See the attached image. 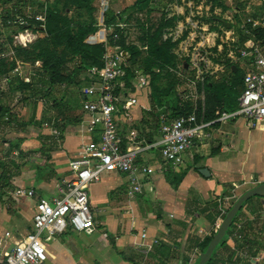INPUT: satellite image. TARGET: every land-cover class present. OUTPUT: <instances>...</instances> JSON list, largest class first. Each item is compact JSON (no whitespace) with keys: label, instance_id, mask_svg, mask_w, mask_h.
I'll return each instance as SVG.
<instances>
[{"label":"crops","instance_id":"1","mask_svg":"<svg viewBox=\"0 0 264 264\" xmlns=\"http://www.w3.org/2000/svg\"><path fill=\"white\" fill-rule=\"evenodd\" d=\"M124 2L123 9H111L123 11L134 5L131 0ZM192 4L195 11L188 9ZM203 4V0H152L149 18L152 23L158 20L157 15L173 19L174 24L166 28L164 36L179 41V46L185 45L187 39H196L194 43L199 46L215 43L213 34L217 35V31L207 28L213 25L198 20L197 15L196 20L190 18L194 12L202 14ZM239 9L243 8L211 6L217 15L216 21L227 28V40L238 30ZM225 12L224 21L219 16ZM194 27L208 31V34L197 37ZM186 32L192 38L182 39ZM240 61L245 62L240 68L247 71L248 62ZM195 62L193 59L190 65L192 75L196 74ZM20 64L27 65L26 62ZM215 65L216 71H211L212 74L223 67L219 63ZM18 67L22 74L21 66ZM36 67L35 76H46L40 68L41 62L37 61ZM4 77H0V109L3 106L10 109L12 116L9 122L7 115L0 118L3 137L0 168L12 176L10 187L2 190L0 198V210L3 211L0 237L6 232L11 233L13 237L7 239V249H10L31 231L38 198L60 195L66 189L65 182L73 177L70 161L79 155L83 145L99 140L101 129L86 130L89 116L83 110L80 91H73L72 85L63 84L60 89L46 92L40 90L37 99L32 100L34 96L29 95L31 100L26 101V105H19L16 97L21 96L20 91L11 90ZM135 83L133 90H122V101L136 97L138 102L117 114L118 130L126 148L139 149L138 163L152 167L154 172L139 176L144 191L134 197L127 194L131 174L104 173L101 181L92 184L89 193L96 230L92 234L71 228L57 235L44 232L48 252L45 264H189L196 250L198 256L203 252V242L208 236L203 239L201 231L215 232L219 223V200L232 192L239 197L237 189L241 186L252 188L264 183V122L256 128L248 127L241 118L213 124L211 139L197 141L184 154V162L175 168L165 162L160 151L162 124L156 128L158 118L152 108L149 85L141 87ZM84 84L87 82L82 81ZM59 93L61 98L55 101ZM200 100L205 104V93L200 94ZM29 101L33 108L29 117L26 115L22 119L26 114L23 106ZM54 118L62 132L61 143L55 141L51 128L45 126ZM213 150L217 153L212 154ZM203 168L209 170V176L200 173ZM180 175L182 179L178 182ZM18 188H33L36 195L31 199L17 198L14 191ZM214 203L217 207L213 210ZM8 207L14 211L8 213ZM238 221L244 224L243 239H233L229 230L226 242L219 246L212 264H264V197L250 199L236 217ZM155 239L159 243L144 255L138 245L152 244Z\"/></svg>","mask_w":264,"mask_h":264},{"label":"built area","instance_id":"2","mask_svg":"<svg viewBox=\"0 0 264 264\" xmlns=\"http://www.w3.org/2000/svg\"><path fill=\"white\" fill-rule=\"evenodd\" d=\"M95 1L98 30L89 41L104 43L106 50L103 55V67H91L87 70V84L82 85L80 93L83 110L89 116L86 130L93 132L97 128L101 129L100 138L83 145L79 155L70 161L73 177L65 182L66 189L60 195L38 198L33 226L29 233L13 243L10 249H7V245L8 240L13 237L11 233L6 232L4 237H0V264H45L48 252L43 239L44 232L57 235L71 228L80 233H94L96 223L89 193L92 184L101 181L104 173L131 174L127 194L129 197H134L144 191V184L139 176H147L154 172L152 167L138 163V148L123 147L117 124V114L138 102L136 97H127L122 101L123 93L116 94L118 84L126 89L122 78L126 75V67L129 65L131 55L115 42L122 34L126 35L128 42L131 23L126 21L127 15L122 10H118L115 11L116 21L108 24L106 16L111 9L112 0ZM244 3V8L237 11V13L241 12L238 29H243L244 34L249 37L242 45L236 32H233L228 39L232 47L238 50L239 59H244L249 64L243 78L244 89L238 98V108L233 111H217L216 117L210 121H206L204 116L199 118L197 101H201L200 94L204 93L199 81L203 82L205 73L200 63L196 62L193 63L196 74L186 73L191 70L192 60L187 64V69L177 72L181 79L178 89L183 100H190L196 104L190 114L173 119L163 118L160 129L162 133L160 151L165 162L175 168L184 162V154L197 141L205 142L211 139L210 129L213 124L228 123L241 118L247 122L248 127L256 128L264 122V39H258L256 35L257 30H264V0H246ZM14 10L12 14L14 21L20 26H25L24 31L17 32L15 39L21 45L27 46L37 38L36 31H45L44 17L47 11L44 9L38 12L35 5L28 2ZM37 19L41 21L39 25L30 22ZM231 56L233 57V52ZM19 69L18 67L13 72H19ZM135 74V85L145 87L149 84V76L140 67H135ZM9 80L8 76L4 77L5 82ZM201 107L204 112L205 104L202 102ZM57 123V119L54 118L46 122L45 126L51 128L53 138L61 143L62 132ZM2 143L3 137L0 134V145ZM14 195L17 198L31 199L36 195V191L33 188H18L14 191ZM238 198L236 193L232 192L219 200V223L214 233L210 230H202L203 239L206 236H214ZM243 228V221L236 222L235 219L230 228L231 237L235 240L243 239ZM158 243L159 240L155 239L152 244L138 245V247L144 255H148ZM198 254L196 250L190 257L189 264H196L199 259Z\"/></svg>","mask_w":264,"mask_h":264},{"label":"trees","instance_id":"3","mask_svg":"<svg viewBox=\"0 0 264 264\" xmlns=\"http://www.w3.org/2000/svg\"><path fill=\"white\" fill-rule=\"evenodd\" d=\"M151 2L152 0H137L133 6L124 9L123 12L127 15L126 21H130L134 12L139 14L144 9L150 14ZM68 5H73L78 9H87L91 15L96 13L95 0H66V6ZM244 6L245 3L243 2L238 5V8H244ZM14 8L19 9L18 6ZM51 8L48 10L49 23L46 24V32L48 35L45 38L35 41L28 49H19L25 58L21 59V61L41 62L40 68L47 77L46 83L48 85L40 90L45 92L47 90L52 91L63 84L72 85L81 82V80L86 81L87 77L85 74L89 68L103 67V55L106 50L104 43L89 41V38L98 30L96 17H93L89 22L82 23L76 28H71L70 19L67 16H63L58 9ZM12 11L11 14H13L15 10L13 9ZM161 18L159 25L151 23L149 27L146 26L147 22L139 24L143 32L141 40L144 42V45L147 46L146 50H142L140 47L130 46L125 34H122L120 39L115 42L131 55L129 65L126 67V75L122 78L124 87L128 90L134 89L136 66L140 67L150 78L149 88L151 93V104L158 118L155 124L157 129L160 128L164 120L163 118H177L181 115L190 114L195 109L192 102L183 100L181 93L178 91L181 79L179 76L175 75L176 73H170L173 77V81L169 83L166 90H161L158 85L160 75L166 67L165 65H175V59H177L173 51L177 42H174L171 38L164 37L166 28L172 26L174 20L167 19L166 16ZM116 19L117 16L115 11L110 9L106 16L107 23H113ZM237 20L239 21L240 18L238 17ZM236 32L242 45L249 36L244 34L243 29H238ZM256 35L258 39H264V30H257ZM60 46L66 48L70 58L63 57L59 53L58 48ZM7 60L8 59H2V57H0V77L12 71V68L7 67ZM183 68L185 70L188 67L184 65ZM204 77L206 81L205 111L202 112V107L199 105L197 110L199 118L204 116L206 121H210L216 117L217 111H233L238 108V98L244 89V75L240 83L234 82L230 85L216 82L209 77L208 74H204ZM122 90L123 88L118 84L116 94H120ZM6 115L8 116L9 122L12 113L10 109L3 106L2 109H0V118H5ZM123 147H125L124 144ZM215 153H217V150L212 151V154ZM11 176L9 171L5 172L4 168L0 171V198H2V190L10 187ZM181 179L182 176L180 175L179 178H177L178 182L181 181ZM211 207V209L214 210L217 204L214 203ZM212 237L213 236L207 237L203 242V251L207 248ZM226 239L227 238H225L222 244L226 242ZM208 264H212V262L210 261Z\"/></svg>","mask_w":264,"mask_h":264},{"label":"rangeland","instance_id":"4","mask_svg":"<svg viewBox=\"0 0 264 264\" xmlns=\"http://www.w3.org/2000/svg\"><path fill=\"white\" fill-rule=\"evenodd\" d=\"M126 1V0H125ZM135 0H131L133 2ZM196 2L197 0H193ZM32 3L35 5V8L37 11H42L46 10L47 13L45 14V31L37 32V38L27 46L21 45L17 39H15V35L19 31H24L25 26H20L18 22L14 21V17L11 14L13 9H15V6L21 7L24 3ZM205 4H203V9H202V14H197V13H192L190 14L191 20H196L198 19L196 15L199 17L198 20H203L204 22H207V24H212L211 26H208V30L210 29L217 31V35L213 34V39H215V43L208 42L205 45H196L194 43L196 39L189 40L187 39V42L185 45L179 46V41H177L176 47L174 48V54L176 55L177 59H175V65L173 64H168L165 65L166 67L162 71V74L160 75V79L158 81V85L161 88V90H166L168 88V85L171 81H173V77L170 73H176V76H179L178 73L181 70H184V65L190 64L191 60L195 59V61L200 65L202 70L204 71L205 74H208L209 77H211L214 81L219 82V83H226L230 85L231 83L234 82H241V78L245 73L247 72L244 68H240L241 64H245L244 61H240L239 59V53L238 50L234 47H232L231 42H228L227 40V34L225 33L227 28L226 26L221 23L216 21L217 15L211 10V6H215V4H219L220 6L227 7H233L236 8L238 5H240L243 2H246V0H203ZM124 0H113V9H123L125 7L124 5ZM207 3V6H206ZM127 4V3H126ZM112 5V3H111ZM52 7V8H51ZM58 9L60 13L63 16H67L70 21V27L71 28H76L82 23L89 22L92 20V18L96 17V13L94 15H91L87 9H78L74 7L73 5H68L66 6V0H5L1 1L0 0V57L2 59H8L7 61V67L12 68V71L9 72L7 75L10 78L8 82H6L7 86L10 87L11 90H16L20 91L21 96L16 97V103L19 105L24 104L26 101L31 100L29 95H33V99H37L36 97L38 93H40V89H44L47 87V77L46 76H35L34 75V70L37 69L36 63L37 62H26L27 65L25 64H20L21 59H25L22 55V53L19 51L20 48H25L28 49V47L33 44L35 41L38 39L45 38L48 33L46 32V24L49 23L48 19V10L49 9ZM193 4L192 6L188 7V9L194 10ZM213 13V14H212ZM222 15L219 16L220 18H223L225 21L226 17V12L221 13ZM42 15V14H40ZM150 14H148V11L144 9L141 13L134 12L130 18V23H131V31H129L128 35V42L130 43L129 45L131 46H136L140 47L142 50H146L147 46L144 45V42H142L141 37L143 35L142 28L139 25L140 23L147 22L146 26H151V18H149ZM158 20L155 21L154 23L156 25H159L161 22V16L157 15ZM139 19V22H138ZM11 20V23H8L7 21ZM97 20V18H96ZM191 20L189 22L191 23ZM1 22H4L1 24ZM33 24L39 25L41 22L39 19L30 21ZM219 24V25H218ZM191 26V24H189ZM195 28V27H194ZM196 34L197 37L202 36L203 33L208 34L207 32H204L201 29H197ZM193 31V30H192ZM191 32V31H190ZM182 39L192 36L190 33L186 32L182 34ZM165 37V36H164ZM196 37V36H195ZM199 39V38H197ZM191 41V42H190ZM59 53L66 58H70V55L67 53L66 48L64 46H60L58 48ZM231 52H233V57L231 56ZM17 59V60H16ZM16 60V62H15ZM209 65L207 64V62ZM219 63L220 66H223L219 72L212 74L211 71H216L214 70V67L216 66L215 64ZM214 64V65H213ZM21 66V71L22 74H19V72H13L15 69ZM213 67V68H212ZM178 72V73H177ZM189 72V71H188ZM217 76V77H216ZM205 77L203 75V82L200 80L199 85L201 87V90H204L205 93V100H206V86H205ZM150 83V82H149ZM149 85V84H148ZM147 85V86H148ZM73 91H80V88L82 87V80L79 83L72 84ZM150 86H148V89ZM55 89H60L55 88ZM54 89V90H55ZM43 91V90H41ZM179 91V89H178ZM59 92V91H57ZM57 98L55 101H58V99L61 98L60 93L56 94ZM55 96V97H56ZM190 101V100H187ZM192 105L195 107V102L191 101ZM30 101L27 102V106H23V109H26V114L23 115L22 119L26 118V115L29 117V113L31 108H33L31 105ZM32 103H35L33 101ZM197 105H201V101H197ZM29 108V109H28ZM21 109V110H23ZM21 112V111H20ZM24 121V120H23ZM1 171V168H0ZM251 186H241L237 189V194L241 196L245 191L249 190ZM251 189V188H250ZM7 209V208H6ZM4 210V209H3ZM9 211H14L12 210V207H8L7 212L10 213ZM0 214L3 215V211L0 210Z\"/></svg>","mask_w":264,"mask_h":264},{"label":"water","instance_id":"5","mask_svg":"<svg viewBox=\"0 0 264 264\" xmlns=\"http://www.w3.org/2000/svg\"><path fill=\"white\" fill-rule=\"evenodd\" d=\"M205 176H209L210 172L207 168L200 170ZM264 197V183H260L255 187L245 191L239 198L235 201L233 206L229 209L224 220L222 221L218 231L214 234L211 241L209 242L207 248L201 253L196 264H208L216 254L219 246L225 240L228 231L233 225L234 220L243 209V206L253 197Z\"/></svg>","mask_w":264,"mask_h":264}]
</instances>
